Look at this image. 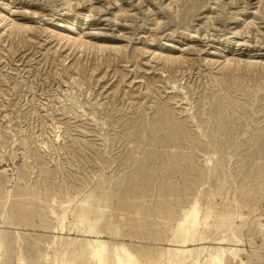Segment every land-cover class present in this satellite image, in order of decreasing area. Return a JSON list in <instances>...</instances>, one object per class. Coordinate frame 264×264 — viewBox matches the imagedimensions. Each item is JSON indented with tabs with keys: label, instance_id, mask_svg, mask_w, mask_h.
Instances as JSON below:
<instances>
[{
	"label": "rangeland",
	"instance_id": "obj_1",
	"mask_svg": "<svg viewBox=\"0 0 264 264\" xmlns=\"http://www.w3.org/2000/svg\"><path fill=\"white\" fill-rule=\"evenodd\" d=\"M196 199L264 264V0H0L3 264L81 262L82 215L155 254Z\"/></svg>",
	"mask_w": 264,
	"mask_h": 264
},
{
	"label": "bare ground",
	"instance_id": "obj_2",
	"mask_svg": "<svg viewBox=\"0 0 264 264\" xmlns=\"http://www.w3.org/2000/svg\"><path fill=\"white\" fill-rule=\"evenodd\" d=\"M6 199L7 203L8 197ZM210 209L211 207L209 206L202 209L200 200L196 199L189 209L183 211L184 213L176 229L173 231L172 239L167 241L169 248L161 247L155 254L132 252L125 244L122 245L120 243L115 246L109 245L107 241L99 238L100 235L104 234L100 224H98L100 218L82 215L78 218V221L76 220L78 222L75 225L77 232H80L82 236L94 238H87L85 243L80 244L79 249L83 254V260L81 259L80 262L77 256L75 258H66L59 256L58 252H55L54 257L47 259L45 264H247L242 259L244 250L239 248L242 239L238 237V230L232 229L235 226V218H232L233 216H220L221 227L227 226L232 232L230 237L216 238L220 242H232L233 244L230 247H219L216 249L203 246L206 244L205 241L208 240L206 231L209 228V219L212 217ZM232 215H235V217L241 216L236 212ZM65 219L66 214L63 212L59 220L61 231L66 230L64 225ZM252 223L254 225V228L251 229L254 232L252 235L260 239L261 242V248L257 247L258 250H253L252 256L258 261H264V224L262 223V219H257ZM109 227L105 226L107 232H110ZM117 235L119 234L117 233ZM250 244H254L253 238ZM60 245L62 246L63 243H59ZM191 246L196 247L191 248ZM7 252L6 240L0 232V264L4 263ZM247 258L249 261L251 257L248 256Z\"/></svg>",
	"mask_w": 264,
	"mask_h": 264
},
{
	"label": "built area",
	"instance_id": "obj_3",
	"mask_svg": "<svg viewBox=\"0 0 264 264\" xmlns=\"http://www.w3.org/2000/svg\"><path fill=\"white\" fill-rule=\"evenodd\" d=\"M262 223L264 224V219L262 220ZM263 245H264V242H263ZM264 247V246H263Z\"/></svg>",
	"mask_w": 264,
	"mask_h": 264
}]
</instances>
